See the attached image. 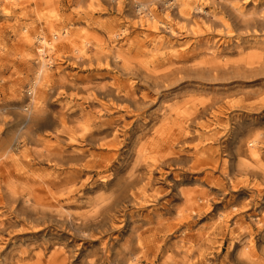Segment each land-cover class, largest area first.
<instances>
[{"label": "rangeland", "instance_id": "374dc122", "mask_svg": "<svg viewBox=\"0 0 264 264\" xmlns=\"http://www.w3.org/2000/svg\"><path fill=\"white\" fill-rule=\"evenodd\" d=\"M165 1L0 0V264H262L264 0Z\"/></svg>", "mask_w": 264, "mask_h": 264}, {"label": "bare ground", "instance_id": "6f19581e", "mask_svg": "<svg viewBox=\"0 0 264 264\" xmlns=\"http://www.w3.org/2000/svg\"><path fill=\"white\" fill-rule=\"evenodd\" d=\"M174 3L175 2L169 1V0L164 2V4L165 5H169V7L175 5ZM140 4L142 6V9H141L142 11L138 10L139 5L136 8H137V10L139 12L144 13L146 11L144 8H147V6H146L147 4L145 2H141ZM180 5L181 6H185L186 3H184V4L181 3ZM172 8H174V6ZM233 8H234V10L239 12V10H238V8H236V6L233 5ZM195 10L199 11V12L202 11L201 9H198V8H195ZM147 15L150 17V19H148L147 22H149V24L154 25V27H157V25L155 23V20H154V17H153V14L148 13ZM187 19H188V17H187ZM258 20H259L260 24H262V25L264 24V18L263 17L259 18ZM169 31L174 32V30L172 28H170V27H169ZM67 32L68 31H64L63 33L55 32L54 35H53V38L51 40H49L48 42H45L46 39L40 38L41 42L42 41H44V42H42V44L40 46V48L42 47V49H41V51L39 53V58H38L37 78H36L35 84L33 86H31V88H30L31 94H32V102H34V103L36 102V97H35V94L37 93L36 86H38V84L44 80V78H45L44 75H45L46 69L48 67V61H47L46 56H45V54H46L45 52H46V49H47L46 45L49 46L48 47L49 50H52V51L55 50L56 47H57L56 46V41L59 39V36H61V37L67 36V34H66ZM255 42H256V45H263L262 48L264 50V42L259 41V40L255 41ZM78 51H80V50H78ZM120 56L121 55L117 53L116 58H119ZM247 67L248 68L244 67V68H246V72L247 73H246V75L242 76L243 78H247V79H249V78H253V79L254 78H259L260 80L263 78V76H264V67L262 66L261 63L249 62V63H247ZM31 113H32L31 111H28V113H27V115L25 117L26 118L25 120L27 121L26 122L27 124L29 122H31ZM35 119H38V118H35ZM38 120H36V121H38ZM19 136H21L20 139L26 138L28 140L37 138L32 130H28V131H25V132L22 131V135H19ZM17 137H18V134H14L13 135L12 140L10 141V144L5 149V153L3 155H0V161L2 159H5L7 154L12 153L18 147L17 143L19 141H18ZM253 141H256V140H253ZM14 142H16V145L13 144ZM20 201H21V199H20ZM17 203H19V200L16 199V197H15L14 199L11 200L10 205L12 207H15V210H17V212L20 213L22 207L19 208L20 206ZM23 203L24 204H29L30 203V199H24ZM22 213L24 214V211H22ZM262 264H264V260H263Z\"/></svg>", "mask_w": 264, "mask_h": 264}, {"label": "built area", "instance_id": "2783aa9c", "mask_svg": "<svg viewBox=\"0 0 264 264\" xmlns=\"http://www.w3.org/2000/svg\"><path fill=\"white\" fill-rule=\"evenodd\" d=\"M142 9V6L140 5L139 7H138V10L139 11H142L141 10ZM145 9V8H144ZM139 13H141V12H139ZM172 17H169L168 19H167V21H169L170 19H171ZM163 24V23H162ZM164 26V25H163ZM165 28H166V24H165ZM168 29V28H167Z\"/></svg>", "mask_w": 264, "mask_h": 264}]
</instances>
